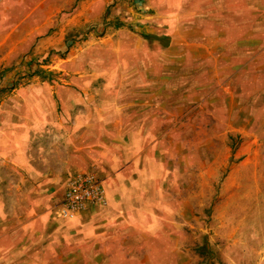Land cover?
<instances>
[{
  "label": "crops",
  "instance_id": "obj_1",
  "mask_svg": "<svg viewBox=\"0 0 264 264\" xmlns=\"http://www.w3.org/2000/svg\"><path fill=\"white\" fill-rule=\"evenodd\" d=\"M16 6L13 10V4H0L1 84L8 78L2 68L12 71L11 65L21 57L48 56L65 45L63 34L49 32L47 20L41 19L45 27H38L27 4ZM112 36L97 42L113 43L95 62L86 63L81 52L57 59L60 64L55 67L73 75L72 84L77 86L35 81L0 97V264L185 263L178 259L181 238L172 233L191 228L178 220L183 213L170 203L180 201L167 193L176 184L173 157L158 146L162 73L145 69L142 60L146 56L160 60L162 51L140 50L146 41L154 45L156 38ZM236 50L229 51L240 55V43ZM119 74L122 79H115ZM89 86L95 91L117 87L128 91L115 101L108 97L110 91L83 95ZM219 88L231 95L234 106V94L222 83ZM209 89L205 84V103L211 104ZM231 106L218 108L219 115H213L217 136H236L241 130L232 124L240 122L241 110ZM206 152L210 150L205 148ZM239 167L233 164L225 194L229 186L240 184ZM85 172L101 179L106 203L73 219L56 216L54 207L63 200L70 178Z\"/></svg>",
  "mask_w": 264,
  "mask_h": 264
},
{
  "label": "rangeland",
  "instance_id": "obj_2",
  "mask_svg": "<svg viewBox=\"0 0 264 264\" xmlns=\"http://www.w3.org/2000/svg\"><path fill=\"white\" fill-rule=\"evenodd\" d=\"M0 4H13V10L16 4H27L39 28L45 27L40 20H47L50 33L65 37L61 50L44 57H21L11 65L12 71L2 68L1 74L8 78L0 83V97L35 81L77 86L72 84L73 75L55 67L60 64L57 59L81 52L86 63L95 62L113 43L97 42L115 38L112 35L156 38L154 45L146 41L140 50L162 51L160 60L152 56L142 60L145 69L162 73L158 146L173 157L170 166L176 184L167 193L180 201L170 203L183 213L178 220L191 228L172 233L184 246L178 259L182 264H264V0H0ZM239 43L241 54L234 56L229 50L238 53ZM115 65L108 64L117 69ZM115 79L121 80L122 74ZM221 83L241 110L240 122L232 121L241 127L236 136H217L214 130L213 115L232 101L219 88ZM205 84L211 104L205 103ZM94 91L89 86L81 92L103 96L110 91L108 97L117 101L128 90ZM233 164H240V184L229 186L225 194Z\"/></svg>",
  "mask_w": 264,
  "mask_h": 264
},
{
  "label": "built area",
  "instance_id": "obj_3",
  "mask_svg": "<svg viewBox=\"0 0 264 264\" xmlns=\"http://www.w3.org/2000/svg\"><path fill=\"white\" fill-rule=\"evenodd\" d=\"M105 203L101 179L93 172H85L70 178L64 198L54 207V212L62 219H73L78 213Z\"/></svg>",
  "mask_w": 264,
  "mask_h": 264
}]
</instances>
